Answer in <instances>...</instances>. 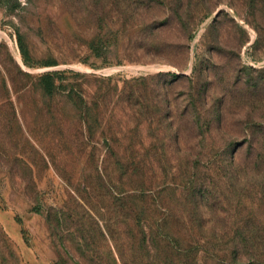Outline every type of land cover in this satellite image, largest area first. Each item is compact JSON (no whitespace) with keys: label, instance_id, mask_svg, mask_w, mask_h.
Wrapping results in <instances>:
<instances>
[{"label":"rangeland","instance_id":"obj_1","mask_svg":"<svg viewBox=\"0 0 264 264\" xmlns=\"http://www.w3.org/2000/svg\"><path fill=\"white\" fill-rule=\"evenodd\" d=\"M152 1L0 0V264L179 263L163 247L118 250L112 242L106 247L93 228L89 215L101 218L106 204L100 201L106 196L110 204V183L122 165L113 147L115 134L104 138L97 120L92 96L98 89V107H108L109 117L118 111L110 100L125 81L164 73L169 83L178 74L182 78L169 87L177 97L172 110L183 114L192 107L188 116L204 125L203 137H264L257 127L264 123V0H208L183 33L175 0H155L158 19L145 14ZM96 4L103 10L98 16ZM137 20L143 25L133 34ZM152 23L163 27L158 33L142 30ZM18 33L36 61L57 64L26 65ZM94 37L104 43L100 55L89 48ZM64 70L79 73L64 81L81 94V110L65 92L49 97L37 84L42 73ZM4 73L13 75L18 87L10 79L3 83ZM218 105L229 125L208 130L204 123L218 121ZM197 111L200 118L192 114ZM159 152L168 156L163 167L186 168V156L192 161L198 150L172 157L165 147ZM152 159L145 166H157ZM81 223L91 228L85 231Z\"/></svg>","mask_w":264,"mask_h":264},{"label":"trees","instance_id":"obj_2","mask_svg":"<svg viewBox=\"0 0 264 264\" xmlns=\"http://www.w3.org/2000/svg\"><path fill=\"white\" fill-rule=\"evenodd\" d=\"M207 1L175 0L173 11L182 33L198 19L196 11ZM155 4V0L152 6L148 3L145 14L156 19ZM96 10L97 16L99 10L103 12L97 4ZM142 25L143 22L137 20L132 25L133 34ZM161 27L163 24L156 26L152 23L142 30L158 33ZM99 39L94 37L89 43V48L98 55L104 46ZM18 44L26 65L57 64L56 61H36L21 33H18ZM70 74L79 75L72 70L44 72L39 75L37 84L49 97L65 92L81 110L82 106L78 107L80 101L83 102L81 94L75 86L68 87L64 81ZM173 77L169 83L164 73L125 81V87L110 100L118 111L109 117L108 107L103 110L98 107L102 90L98 89L92 96L95 97L103 137L115 134L113 147L118 162L122 164L110 183V204L106 196L100 201L106 204L100 211L101 218L96 220L89 215L94 220L93 228L97 229L106 247H111L110 242L118 250L151 247L154 251L156 247H163L168 258L178 256L180 259L179 263L172 261L173 264H264V137H203L204 125H200L199 120L191 122L188 116L189 111L193 112L192 107L186 106L187 111L183 114L172 110L178 106L177 97L171 95L169 89L182 78L178 74ZM9 79L13 88L18 87L17 79L4 73L3 83L7 84ZM205 92L208 98V90ZM164 108L175 114L170 111L165 115ZM223 110V106L218 105V121L204 123L206 129L223 131L228 127L229 124L221 118ZM192 114L195 118L201 116L199 111ZM108 121L112 123L110 128L105 126ZM257 127L264 131V123L257 124ZM162 147L171 157L182 150L197 149L198 152L192 161L189 154L186 156V168H166L162 163L169 160L167 155L159 152ZM153 157L157 166H145ZM123 163L130 166L125 167ZM139 163L144 166H138ZM81 225L85 231L91 228ZM81 238L83 240L84 236ZM119 253L122 254L121 250ZM155 256L159 259L157 253Z\"/></svg>","mask_w":264,"mask_h":264}]
</instances>
